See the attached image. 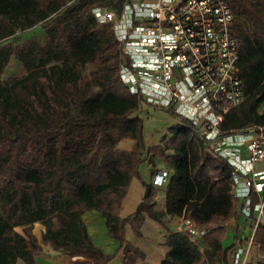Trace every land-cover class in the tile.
Returning a JSON list of instances; mask_svg holds the SVG:
<instances>
[{
    "label": "trees",
    "instance_id": "16d2710c",
    "mask_svg": "<svg viewBox=\"0 0 264 264\" xmlns=\"http://www.w3.org/2000/svg\"><path fill=\"white\" fill-rule=\"evenodd\" d=\"M70 1L0 0V25L10 32L14 25L27 28L53 18L43 45L33 39L14 48L0 45V71L12 55L28 71L5 84L0 80V264H37L41 242L69 257L84 256L82 264H107L116 253H104L89 237L82 214L91 210L106 218L110 237L125 249V264L139 253L126 238V226L140 234L145 214L161 223L165 214L180 215L198 225L196 238L185 230L170 233L161 264L223 261L226 224L239 214L232 165L208 148L198 126L167 108L178 120L169 127L170 136L146 145L143 101L119 76V42L89 8L108 0ZM227 1L234 12L246 89V99L223 123L225 133H234L264 125V0ZM87 63L95 66L91 82L83 77ZM92 83L98 89L85 97ZM58 88L76 99L74 116H64ZM125 138L135 139L132 149L120 147ZM147 155L174 167L166 184V210L156 208L157 188L144 181L137 210L122 217V200L132 179H141ZM35 222L46 227L41 240L16 229ZM253 235L264 251L262 221Z\"/></svg>",
    "mask_w": 264,
    "mask_h": 264
},
{
    "label": "built area",
    "instance_id": "2783aa9c",
    "mask_svg": "<svg viewBox=\"0 0 264 264\" xmlns=\"http://www.w3.org/2000/svg\"><path fill=\"white\" fill-rule=\"evenodd\" d=\"M71 0L69 3H71ZM90 10L99 23L110 25L121 57L119 76L143 104L173 110L199 127L206 144L233 167L232 192L245 198L241 209L254 217L255 227L264 215V125L225 133L229 112L246 99L240 67V41L227 0H108L94 2ZM264 109V101H263ZM246 150L247 156H243ZM168 168L156 170L152 183L165 186ZM263 197L252 207V194ZM188 234L198 235V225L185 220ZM248 248H234L236 264H248ZM264 259V254H259Z\"/></svg>",
    "mask_w": 264,
    "mask_h": 264
},
{
    "label": "crops",
    "instance_id": "0c3cea01",
    "mask_svg": "<svg viewBox=\"0 0 264 264\" xmlns=\"http://www.w3.org/2000/svg\"><path fill=\"white\" fill-rule=\"evenodd\" d=\"M135 143L134 138H125L120 142V147L123 149L130 150ZM159 144V143H158ZM243 156H247L246 150L243 151ZM165 167L168 168L170 174L173 173L174 167L171 164L161 162L156 157L146 156L144 162L140 167L141 179L134 177L129 186L126 196L122 200L121 216L128 217L137 210L138 205L141 203L144 193L146 191L144 181L146 183L152 182L153 174L156 170ZM256 171H264V161L255 165ZM166 185L157 188V204L156 208L160 211L166 210L165 208V197H166ZM263 197L262 193L254 192L251 196L254 201L258 198L256 204H258ZM238 216L235 219L229 220L226 224V237L223 240V247L227 250L226 257L223 261L217 264H236V256L234 248L237 244H240L244 249L248 248L254 238L255 231V220L254 217L245 216L241 209L245 203V198H238ZM255 204V205H256ZM264 223V215L261 218ZM82 221L86 225L87 233L90 238L93 239L94 243L100 247L104 253L115 254L116 256L111 259L107 264H125L126 252L124 247L120 248V243L109 235V227L106 224V218L98 211L91 210L82 214ZM144 224L141 227V233H134V230L130 224L126 226V238L133 249L138 250L136 259L132 264H161V261L165 258L167 251L169 250V235L172 232H179L185 228V220L183 216H171L165 214L163 222H159L148 214H145ZM33 226V225H32ZM35 228L32 229L34 235L41 240L42 235L46 232V227L40 222H35ZM24 227H31L24 226ZM37 230L39 233H37ZM24 234V233H23ZM198 237V236H197ZM202 240V239H200ZM202 242L205 244L204 240ZM133 249L130 253L133 254ZM257 251V252H256ZM44 250H42V253ZM259 254H264L258 245L252 246V255L248 261V264L263 263L264 260L259 257ZM47 258V257H46ZM49 260L47 264H82L81 261L85 260L84 256L69 257L67 262L55 259ZM59 258V257H58ZM43 254L38 257L37 264H43ZM22 264H27L22 260ZM19 261L16 264H19ZM80 261L79 263H73Z\"/></svg>",
    "mask_w": 264,
    "mask_h": 264
},
{
    "label": "rangeland",
    "instance_id": "374dc122",
    "mask_svg": "<svg viewBox=\"0 0 264 264\" xmlns=\"http://www.w3.org/2000/svg\"><path fill=\"white\" fill-rule=\"evenodd\" d=\"M53 18H49L46 21L42 22L40 25H30L28 24L27 28H20L17 25H14V31L10 32L4 26L0 25V45H7L11 48H14L16 45L20 43H24L29 39L36 40L38 43L43 45L47 39V28L53 23ZM95 69V66L91 63H87L85 67H83V77L86 81L91 82V72ZM28 73L26 67L23 62L17 59L14 55H12L9 61L3 66L0 71V80L3 84L7 83L9 80L15 77H22ZM98 89L96 83H92L84 89L83 94L85 97L92 94L95 90ZM56 93L58 94V100H60L61 107L63 109L64 116L69 118L74 116L76 112V99L68 97L64 94V92L58 88L56 89ZM141 110V117L144 119V136L145 142L147 146H153L156 144H160L162 137L168 138L170 136L169 127L174 125L178 120L164 107H156L153 105L144 104ZM36 226L24 227L19 226L16 229L21 233H29L33 234L32 229ZM37 233L39 231L37 230ZM200 247L203 249L204 243L202 240H199ZM42 253L44 256L43 264H47L49 260L55 259L67 262L68 255L65 254L64 251H58L55 249L53 244H45L43 242L40 243ZM257 252V251H256ZM47 257V258H46ZM59 257V258H58ZM264 260V259H263ZM19 264H22L19 261ZM263 264V263H258Z\"/></svg>",
    "mask_w": 264,
    "mask_h": 264
}]
</instances>
